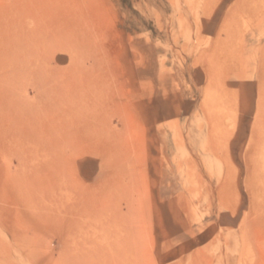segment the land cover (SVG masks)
Here are the masks:
<instances>
[{"label": "rangeland", "instance_id": "374dc122", "mask_svg": "<svg viewBox=\"0 0 264 264\" xmlns=\"http://www.w3.org/2000/svg\"><path fill=\"white\" fill-rule=\"evenodd\" d=\"M0 264H264V0H0Z\"/></svg>", "mask_w": 264, "mask_h": 264}, {"label": "bare ground", "instance_id": "6f19581e", "mask_svg": "<svg viewBox=\"0 0 264 264\" xmlns=\"http://www.w3.org/2000/svg\"><path fill=\"white\" fill-rule=\"evenodd\" d=\"M40 96V94L38 93V95H37V97H39ZM3 198V197H2ZM5 199H6V197H5ZM4 201V200H3ZM6 201H9L8 199H6ZM4 203V202H3ZM10 203V202H9ZM61 255V254H60ZM64 255V254H63ZM68 255V254H67Z\"/></svg>", "mask_w": 264, "mask_h": 264}]
</instances>
